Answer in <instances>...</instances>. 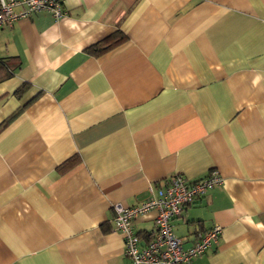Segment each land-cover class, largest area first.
Listing matches in <instances>:
<instances>
[{
	"label": "crops",
	"instance_id": "0c3cea01",
	"mask_svg": "<svg viewBox=\"0 0 264 264\" xmlns=\"http://www.w3.org/2000/svg\"><path fill=\"white\" fill-rule=\"evenodd\" d=\"M62 8L0 28V264H131L113 205L210 171L171 224L183 247L221 231L186 264H264V0Z\"/></svg>",
	"mask_w": 264,
	"mask_h": 264
},
{
	"label": "built area",
	"instance_id": "2783aa9c",
	"mask_svg": "<svg viewBox=\"0 0 264 264\" xmlns=\"http://www.w3.org/2000/svg\"><path fill=\"white\" fill-rule=\"evenodd\" d=\"M41 11L49 12L55 19L62 17V0H0V28ZM222 180L223 177L217 171H210L194 180L175 173L155 192L149 187L150 195L138 205L115 203L114 228L122 234L124 253L130 263L186 264L204 253L218 237L221 231L219 224L215 223L207 231L197 233L193 243L183 247L171 221L196 199L204 196L209 188L221 184ZM151 209L156 211L155 230L144 244H140L132 221Z\"/></svg>",
	"mask_w": 264,
	"mask_h": 264
},
{
	"label": "trees",
	"instance_id": "16d2710c",
	"mask_svg": "<svg viewBox=\"0 0 264 264\" xmlns=\"http://www.w3.org/2000/svg\"><path fill=\"white\" fill-rule=\"evenodd\" d=\"M111 38H114V37H111ZM111 38H107L99 43H96L94 44L92 47H91V51H95V52H99V51H102V50H105L107 48H109L111 45H113L114 43L118 42L120 39H116V36H115V39L112 40ZM0 68H4L6 70H10V65L7 63L6 59H0Z\"/></svg>",
	"mask_w": 264,
	"mask_h": 264
}]
</instances>
